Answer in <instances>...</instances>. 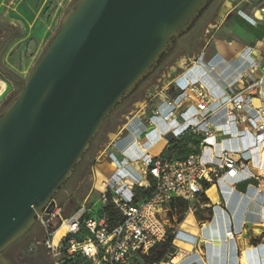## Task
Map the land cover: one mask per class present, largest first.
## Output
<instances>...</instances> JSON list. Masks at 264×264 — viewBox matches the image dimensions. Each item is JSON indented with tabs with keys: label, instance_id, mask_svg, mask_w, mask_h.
Returning a JSON list of instances; mask_svg holds the SVG:
<instances>
[{
	"label": "water",
	"instance_id": "95a60500",
	"mask_svg": "<svg viewBox=\"0 0 264 264\" xmlns=\"http://www.w3.org/2000/svg\"><path fill=\"white\" fill-rule=\"evenodd\" d=\"M209 2L80 0L26 79L0 63L21 88L0 114V264H11L2 251L54 207L105 118Z\"/></svg>",
	"mask_w": 264,
	"mask_h": 264
},
{
	"label": "built area",
	"instance_id": "2783aa9c",
	"mask_svg": "<svg viewBox=\"0 0 264 264\" xmlns=\"http://www.w3.org/2000/svg\"><path fill=\"white\" fill-rule=\"evenodd\" d=\"M259 12L264 15V6L259 8ZM178 89L173 92L169 87H160L149 93L148 104H151L153 114L167 121L183 116L175 138L186 134L199 136V149L191 150L180 161L170 160L173 156L165 155V150L157 157L146 154L142 160V170L134 173L136 182L113 180L112 186H109L113 192L108 191V183L105 184L98 198L100 206L97 209L94 203L91 209L81 207L77 213L65 215L56 200L50 211L46 212L44 208L37 220L45 228L46 236L42 244L51 255L52 264H134L135 258L148 255L157 243L169 235L172 236L170 252L160 263L178 264L189 257L197 244V235L181 228V223L170 225L167 215L171 211V203L176 199L187 202L184 221L193 214L206 184L234 179L239 173L257 177V167L250 159V148L257 146L261 149L264 146V65L257 67L252 64L234 83L223 88L208 86L203 80H186L185 86ZM254 100L257 102L254 103ZM250 111L254 112L253 116ZM247 132H253V139L240 151L235 153L223 148L216 162L206 163L201 159L200 148L213 146L206 139L214 141L215 136L242 138ZM103 152L104 158L112 161L118 170L124 168L130 171L126 164L123 165L110 153L108 146ZM149 178L153 180L149 197L137 203L123 198L121 183L131 190L135 184L141 185L144 181L146 184L141 186L145 188L149 186ZM106 192H110V202L122 215V220L112 229L108 228L106 218L101 214L102 207L108 201ZM87 212L91 214L83 222L88 235L82 241H77L74 235L79 231L80 218ZM63 223L68 229L58 244L53 246V234ZM225 237L227 240L235 238L232 229L225 232ZM178 242L191 245V250L182 249ZM35 243L39 244V241ZM177 257L180 261L174 262Z\"/></svg>",
	"mask_w": 264,
	"mask_h": 264
},
{
	"label": "crops",
	"instance_id": "0c3cea01",
	"mask_svg": "<svg viewBox=\"0 0 264 264\" xmlns=\"http://www.w3.org/2000/svg\"><path fill=\"white\" fill-rule=\"evenodd\" d=\"M256 10L259 11L254 9L249 16L239 13V19L230 28L231 38L222 37L211 48L208 43L204 44L193 52L185 68L176 71V65V69H171L162 82L163 87L175 92L179 88L176 81L183 76L189 82L203 80L208 86L223 88L234 83L252 64L257 67L264 65V15L256 17ZM228 11L229 7H226L220 15L225 16ZM0 30L9 32L8 27L1 25ZM4 86L5 81H0V92ZM250 113L254 115L253 111ZM182 121L183 116L167 121L153 114L151 105H146L119 128L115 138L107 145L110 153L123 165L126 164L133 174L124 168L118 170L110 160H103L94 166L95 182L104 183L105 178L108 181L121 179L125 183L136 182L134 173L142 170L143 157L146 154L157 157L162 153L169 140L175 138ZM214 139H206L207 143H214L212 147L199 150L201 159L206 163L216 162L223 148L235 153L245 148L248 141H252L253 132L245 133L242 138L215 136ZM195 148L193 146L191 150ZM260 150L257 146L250 148V159L256 167L260 162ZM256 171L257 177L239 173L234 179L210 185L199 197L193 214L188 215L183 222H177L172 217L171 226L181 223V226L194 229L193 220L200 223L195 227L197 244L181 264H243L242 258L244 264H264V157ZM209 191L214 192L215 199L208 197ZM183 229L190 232V229ZM228 229H232L235 234L233 240L225 237ZM178 243L187 246L185 250H191V245Z\"/></svg>",
	"mask_w": 264,
	"mask_h": 264
},
{
	"label": "rangeland",
	"instance_id": "374dc122",
	"mask_svg": "<svg viewBox=\"0 0 264 264\" xmlns=\"http://www.w3.org/2000/svg\"><path fill=\"white\" fill-rule=\"evenodd\" d=\"M79 1L0 0V25L9 28L8 33L0 30V46L4 41L8 42L4 51L0 54V63L3 68L9 71L15 79H26L45 47L57 32L63 17ZM263 5L264 0H217L208 11L198 17L188 33L176 41L178 43L175 49L169 55L162 57L154 71L139 83L102 122L83 155L77 172L70 176L66 186L60 189L58 197H56V203L62 207L65 215L77 213L81 207L91 209L94 203H96L95 208L97 209L100 206L98 198L107 183V190L113 192V189L109 188V186H112L113 179L108 181L105 178L102 186H99L101 183L95 182L94 166L103 160H108L104 158L103 150L115 138L119 128L129 118L137 115L146 105H151L148 104L149 93L163 87L162 82L170 70L175 68L176 65L178 66L177 69L175 68L176 71L185 68L189 64L193 52L200 49L204 44L208 43L209 48H211L212 44L220 38H231L233 35L230 28L239 19V13L249 16L254 9H259ZM225 6L229 7L228 14L221 16L222 10L226 9ZM221 20H223V23L220 25ZM22 69H24L23 72H20ZM0 81H5L4 89L0 92L1 114L7 107L5 105L7 100L11 98L13 100L21 88L8 80L1 72ZM169 159L180 161L184 157L174 156ZM148 180V187H142L146 184L143 181L141 182L142 186L135 184L131 190L126 189V186L121 183V195L133 203L144 200L146 195L141 189L153 187V180L150 178ZM107 195H111L110 192H106V197ZM183 212L182 210L179 212V209L176 208L172 210V213L169 212L167 217L172 221L170 216L172 214L177 220L179 217L183 218ZM88 214H91V212H87L80 218V226ZM193 222L194 229L185 227V225H180V227L190 229L191 233L196 234L195 227L199 226L200 223H195L194 220ZM45 236V228L42 222L37 220L32 233L11 243L4 249L3 254L11 264H52V257L42 244ZM36 241H39V244H36ZM177 244L182 249L187 247L182 246L180 243ZM177 261H180L178 257L174 259V262ZM134 264H142L139 257L135 258Z\"/></svg>",
	"mask_w": 264,
	"mask_h": 264
},
{
	"label": "trees",
	"instance_id": "16d2710c",
	"mask_svg": "<svg viewBox=\"0 0 264 264\" xmlns=\"http://www.w3.org/2000/svg\"><path fill=\"white\" fill-rule=\"evenodd\" d=\"M200 143H201V138L199 136L186 134L178 138H173L169 140V142L167 143L168 148L165 149L164 153L165 155H172L173 157L174 156L185 157L188 154V152L191 151V148H193V146H196L198 148ZM194 151H197V149ZM209 186L210 185L206 184L205 188H208ZM141 190L145 193L146 198L152 194V188H146ZM202 195L203 193L200 195V197ZM107 200H108L107 205L105 204L102 207L101 214L105 216L108 228L112 229L122 220V215L110 202V195H107ZM187 206L188 204L186 201L176 199L171 203L170 213H172V210L176 208L179 209V212H181V210L185 212ZM170 216L173 217L172 214H170ZM86 217L87 216H85V218ZM182 219H183L182 217H179L176 221L181 222ZM87 235H88V230L83 222L82 225L79 226V231L74 235V238L77 241H82ZM171 241H172V236L169 235L167 239L157 243L155 247L150 250L148 255L140 256L139 259L142 261V264H157L163 261L170 252Z\"/></svg>",
	"mask_w": 264,
	"mask_h": 264
},
{
	"label": "bare ground",
	"instance_id": "6f19581e",
	"mask_svg": "<svg viewBox=\"0 0 264 264\" xmlns=\"http://www.w3.org/2000/svg\"><path fill=\"white\" fill-rule=\"evenodd\" d=\"M226 7V6H225ZM254 16V15H253ZM255 16L256 17H261V14H260V12L258 11V10H256L255 11ZM258 19V18H257ZM217 69H219V68H217ZM219 71V70H218ZM198 79V78H197ZM152 121H154V119L152 120ZM151 121V122H152ZM154 122H156V121H154ZM154 125V124H153ZM129 127H131V126H129ZM155 128V127H154ZM157 128V127H156ZM210 142H213V141H210ZM214 144V143H213ZM262 157H264V146L261 148V150H260V154H259V158H260V162H259V164L257 165V169H259L260 168V166H261V163H262ZM102 167V166H101ZM103 185V183H101V184H99V186H102ZM208 197H210L211 199H215V196H214V192L212 193L211 191H209L208 192ZM67 229H68V227H67V225H66V223H63L60 227H58L57 229H56V231L54 232V234H53V237H52V241H51V244L54 246V245H57L58 244V242L60 241V239H61V237H63L64 235H65V233H66V231H67ZM175 259V258H174ZM241 261H242V263L244 264V259L242 258L241 259Z\"/></svg>",
	"mask_w": 264,
	"mask_h": 264
},
{
	"label": "flooded vegetation",
	"instance_id": "af4514ba",
	"mask_svg": "<svg viewBox=\"0 0 264 264\" xmlns=\"http://www.w3.org/2000/svg\"><path fill=\"white\" fill-rule=\"evenodd\" d=\"M215 1H217V0H210V2L207 4V6L205 7V9L202 11V13H201V15L204 13V12H206V11H208V9L213 5V3L215 2ZM200 15V16H201ZM191 29V28H190ZM189 29V30H190ZM188 33V31L186 32V33H184V34H182V35H180L178 38H176L175 39V41H174V43H173V45L170 47V49H169V51H168V53L166 54V55H169L174 49H175V47L177 46V43H176V41L178 40V39H180V38H182L183 37V35H185V34H187ZM165 55V56H166ZM15 85H18V84H15ZM12 101V98L11 99H8L7 100V102H6V104L5 105H8L10 102ZM81 164V161L76 165V167H75V169L73 170V172L71 173V175H73L74 173H76L77 172V168H78V166ZM70 175V176H71ZM70 176H69V178H70ZM68 178V179H69ZM67 179V180H68ZM67 182V181H66ZM66 182H65V186H66ZM58 194H59V192L56 194V197L58 196ZM56 197H55V200H56ZM37 224V220L36 221H34L31 225H30V228L28 229V230H26L23 234H21L14 242H16L18 239H21V237L23 238V237H25V236H27L28 234H30V233H32V231H33V229H34V227H35V225ZM13 243V242H12ZM8 247V246H7ZM6 247V248H7ZM4 253V250L2 251V256L6 259V257H5V255L3 254ZM7 260V259H6Z\"/></svg>",
	"mask_w": 264,
	"mask_h": 264
}]
</instances>
